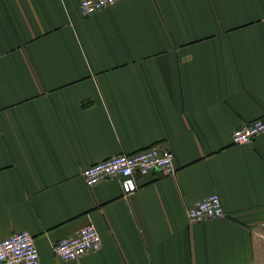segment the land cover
Wrapping results in <instances>:
<instances>
[{
  "label": "crops",
  "instance_id": "obj_1",
  "mask_svg": "<svg viewBox=\"0 0 264 264\" xmlns=\"http://www.w3.org/2000/svg\"><path fill=\"white\" fill-rule=\"evenodd\" d=\"M264 0H0V239L28 229L38 264H264ZM153 144L176 173L88 185L81 169ZM218 192L225 214L187 209ZM93 222L103 245L53 244Z\"/></svg>",
  "mask_w": 264,
  "mask_h": 264
},
{
  "label": "built area",
  "instance_id": "obj_2",
  "mask_svg": "<svg viewBox=\"0 0 264 264\" xmlns=\"http://www.w3.org/2000/svg\"><path fill=\"white\" fill-rule=\"evenodd\" d=\"M117 0H80V11L87 16L107 7ZM264 132V115L237 126L232 133L234 143L249 142ZM159 170L163 174L176 173L175 153L170 147L153 144L142 150L121 152L96 161L81 169L88 185L111 176L120 179L124 194L134 192L139 187L138 174ZM190 220L196 221L225 214V208L218 192L211 193L196 201L187 209ZM103 238L93 223L83 225L76 233L60 238L53 244L55 254L62 259H77L81 255L102 247ZM40 252L32 231L23 229L0 239V264H38Z\"/></svg>",
  "mask_w": 264,
  "mask_h": 264
}]
</instances>
